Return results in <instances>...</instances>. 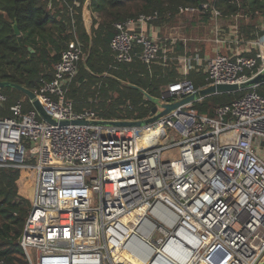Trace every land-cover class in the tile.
<instances>
[{
  "label": "built area",
  "instance_id": "1",
  "mask_svg": "<svg viewBox=\"0 0 264 264\" xmlns=\"http://www.w3.org/2000/svg\"><path fill=\"white\" fill-rule=\"evenodd\" d=\"M202 8L214 20L213 57L172 56L148 32L159 27L155 12L114 25V64L138 58L152 70L178 61L183 79L169 86L162 103L203 89L187 78L193 71L205 74V87L242 85L264 74V35L252 42L257 56L244 55L240 49L251 43L237 33L224 36L221 12L214 5ZM196 12L179 9V15ZM234 45L240 49L229 55ZM85 57L76 37L52 77L42 79L34 92L56 124L45 121L28 97L10 103L0 91V168L35 174L20 240L27 263L264 262V95L259 86L216 108L213 116L199 114L191 103L143 127L114 126L110 122L130 120L76 112L68 99ZM4 111L10 115L2 116Z\"/></svg>",
  "mask_w": 264,
  "mask_h": 264
},
{
  "label": "trees",
  "instance_id": "2",
  "mask_svg": "<svg viewBox=\"0 0 264 264\" xmlns=\"http://www.w3.org/2000/svg\"><path fill=\"white\" fill-rule=\"evenodd\" d=\"M85 2L0 0V82L35 92L42 79L52 77L62 52L77 37L86 57L68 88L67 96L75 111H93L105 120L130 121L144 120L151 113L154 104L146 94L160 99L183 76L178 61L165 67L155 65L152 70L138 58L131 64L115 65L110 49L115 24L155 12L161 24L176 18L181 7L197 9L210 22L212 14L202 8L206 4L216 6L224 17L263 11L264 7L262 0H91L90 28L83 19ZM180 45L178 52L184 50ZM187 78L196 89L207 85L202 71H193ZM0 91L10 97V103L25 97L12 88ZM257 91L264 95V84ZM246 92L207 97L193 107L201 115L213 116L216 108L233 103ZM28 107L32 108L30 104ZM9 115L8 111L2 113ZM34 181L31 169L0 168V264H28L20 240L31 209Z\"/></svg>",
  "mask_w": 264,
  "mask_h": 264
},
{
  "label": "crops",
  "instance_id": "3",
  "mask_svg": "<svg viewBox=\"0 0 264 264\" xmlns=\"http://www.w3.org/2000/svg\"><path fill=\"white\" fill-rule=\"evenodd\" d=\"M264 3V0H262ZM88 11V10H87ZM213 22V27L211 28L212 32V36H213V30H214V20L212 19ZM86 26H88L87 22ZM218 24L223 32V35L226 37H233V36H239L240 39L246 41V42H250L251 44L247 47H242L240 48H236V46H232L231 48L228 49V54L232 55L235 51H238L239 49L242 51V53L244 55H250V56H257V50L256 47L253 46L252 42L257 41L260 37H262L264 35V7H263V11H256L254 13H252L251 11H247L246 13H239L237 15L231 16V17H224L223 15L221 16V18L218 20ZM161 25L160 23L158 24V26ZM159 29V30H158ZM183 29V28H182ZM166 30V28H165ZM164 27L159 26V27H155V30L148 28V32L152 35V36H156V38L158 39H165V41H170V49L172 50V55L176 58H181L182 56H184L186 53H189L191 51L190 46L188 45V39L186 37H184V33L182 31V34H175L176 38H172V33L175 31L180 30V28L178 27H174L172 29H168V31H170L169 33V38L166 37L165 35L163 36L162 34H165ZM179 33V32H178ZM237 33V34H236ZM180 43L183 44L184 50L181 52L180 55L176 56V52H178L177 47L179 48V51L181 50V45ZM211 50L209 53L207 52L205 54V48L200 47V48H196L194 49V52H198L202 57H213L216 54V49H215V45L214 48H208V50ZM226 53V50L224 51ZM210 53H212L213 55H210ZM179 70V69H178ZM179 74L180 71H179Z\"/></svg>",
  "mask_w": 264,
  "mask_h": 264
},
{
  "label": "water",
  "instance_id": "4",
  "mask_svg": "<svg viewBox=\"0 0 264 264\" xmlns=\"http://www.w3.org/2000/svg\"><path fill=\"white\" fill-rule=\"evenodd\" d=\"M14 30L16 35H20L18 26L14 25ZM264 84V74H261L257 76L256 78L252 79L251 81L242 84V85H229V84H219V85H212L205 87L201 90H199L196 94L191 95L183 100H180L178 102H172V103H162L159 99L151 97L146 94V97L149 101H151L154 104V107L151 111V117L145 120H139V121H116V122H110V124L114 126H128V127H143L146 125H149L151 123H154L155 121L159 120L160 118L166 117L173 111L177 110L181 106L196 103L199 102L207 97L215 96V95H223V94H238L245 90L252 89L256 86H260ZM5 88H12L15 90L20 91L23 93L26 97L29 98L30 101H32L33 107L38 111V113L41 115V117L52 124H56L57 122L52 119L50 116L46 114L44 111L43 106L41 103L36 99V95L34 92L21 87L17 86L8 82H0V90ZM76 123V122H75ZM62 125L68 124L67 122H62ZM261 264H264L262 262Z\"/></svg>",
  "mask_w": 264,
  "mask_h": 264
},
{
  "label": "rangeland",
  "instance_id": "5",
  "mask_svg": "<svg viewBox=\"0 0 264 264\" xmlns=\"http://www.w3.org/2000/svg\"><path fill=\"white\" fill-rule=\"evenodd\" d=\"M86 17L88 19V15H86ZM88 26H90L91 28L92 24L88 22ZM159 26L164 27V30L166 28L165 34L163 33L162 35L163 36L165 35L168 38L170 36L169 35L170 31H168V29H172L174 27L180 28V30L172 33V38H176L177 36L175 34H182V31H183L184 37H186L189 40L188 45L191 48V51L189 52L190 55L193 54L194 49L196 48H200V47L205 48L204 50L205 54L211 51L210 49L208 50V48H212V47L214 48L215 44L213 42L212 32H210L211 28L213 27V22L212 21L206 22L204 15H201V13L199 12L192 13V14L178 15L173 20L163 22ZM173 34L176 37H173ZM161 42L163 43V45H167L168 47L170 46L169 44L170 41H165L164 38L161 39ZM176 54L177 55L181 54V52H176ZM210 55H213V54L210 53ZM177 65L179 68V65H180L179 62H177Z\"/></svg>",
  "mask_w": 264,
  "mask_h": 264
}]
</instances>
